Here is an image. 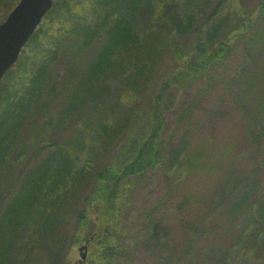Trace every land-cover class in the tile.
I'll return each instance as SVG.
<instances>
[{
	"label": "trees",
	"instance_id": "trees-1",
	"mask_svg": "<svg viewBox=\"0 0 264 264\" xmlns=\"http://www.w3.org/2000/svg\"><path fill=\"white\" fill-rule=\"evenodd\" d=\"M17 1L0 0V21ZM226 2L54 0L0 82V264H70V253L85 240L87 264H134L139 245L148 254L168 246L158 237L168 232L158 217L161 199L127 227L121 202L129 179L159 168L184 181L198 168L189 146L165 148L164 97L173 84L186 87L214 70L228 76L221 100L231 98L243 117L257 112L244 126L246 147L254 146L249 168L228 190L222 181L213 209L240 187L220 218L238 223L244 216L240 238L263 247L264 0L255 23L240 13L241 26L220 17ZM240 42L245 57L234 75L227 59ZM165 58L174 69L152 93ZM112 80L120 85L116 91ZM203 91L212 92V83ZM172 214L164 220H177L187 251L175 261L156 253L154 264H227L226 250L209 255L193 245L206 234L207 220L211 232L220 225L211 214ZM186 254L190 259L182 263Z\"/></svg>",
	"mask_w": 264,
	"mask_h": 264
},
{
	"label": "rangeland",
	"instance_id": "rangeland-1",
	"mask_svg": "<svg viewBox=\"0 0 264 264\" xmlns=\"http://www.w3.org/2000/svg\"><path fill=\"white\" fill-rule=\"evenodd\" d=\"M258 1L227 0L225 7L221 10L220 17L226 18L231 23L235 22L233 23L234 25L241 26L242 19H240L239 15L241 12L247 11L249 24L255 23L257 21L256 18H258L255 16V12L258 9ZM6 2H12V0H6ZM227 28L230 29L228 26ZM187 38L189 39L190 37H186V40ZM242 45L240 42V50H232L227 59V68L234 75L243 67L245 56L243 55L244 49H242ZM260 51L264 53V47H261ZM262 64L264 65V63ZM173 69L174 62L172 59L165 58L160 69H158L159 80L155 86V91H152V93L157 92L158 86L165 78L171 75ZM224 81H228V76L221 73L220 77H218L216 70H214L211 76L200 79L186 87L173 84L165 94V106L163 108L165 109V148L170 150L189 146L190 152H196L195 162L198 168L196 170L192 169V172L187 175V180L184 181L177 178L179 181L176 182L174 176H165L164 172L159 168L128 180V185L131 186L125 190L123 201L121 202L122 208L119 216L121 225L127 227L134 218L139 217L138 215H140L143 207L151 206L155 201L161 199L163 203L158 217L162 221L161 227L168 231L167 234L158 232L160 242L168 243V246L148 254L139 245L140 254L134 264H154L156 253L160 257L175 261L176 257L184 252L188 237L182 227L176 223L177 220L169 223L164 220V215L167 213H173L172 215L180 218H184L185 214L188 217H204L211 214L210 219L213 224L216 221L220 225L211 232L209 229L210 221L207 220L206 228L203 227L201 229V232L205 229L206 234L195 238L194 248L196 246L202 247L204 252L209 255L226 250L227 264H264V245L263 247L254 248L247 241L248 238L251 239L252 237L245 236V238H240V232L244 227L246 228L247 224L244 216L241 219L239 218L240 221L238 223L236 221L233 222V219L224 220L220 218L221 214H223L225 202L236 200L240 194V187L236 188L231 195L226 193V201L224 200L225 202L220 204L216 211L213 209L214 203L219 198L222 181L227 184L226 190H228L235 176L242 174L249 168L251 151L254 149L253 144L246 147L245 141H248L249 138L244 126L249 124L250 118L255 115L257 108L252 109V112L248 114L249 116L243 117L239 113L240 109L232 103L231 98L224 97L225 99L221 100L222 83ZM210 82L212 83V92L203 91L204 87ZM110 86L111 90L114 91L120 88L116 80H112ZM143 100L137 99L135 103L140 104L141 102V105L144 106ZM248 107L250 108L251 106ZM182 112L184 113L179 121ZM241 138L242 142L239 143L238 139ZM55 139L59 142L61 141L56 137ZM202 139H204V142ZM89 142H91V139H88ZM111 148L109 155L112 158V154L117 151V148L115 146ZM43 156L44 154H41L39 157ZM184 197H186V201L181 204ZM260 231L262 233L259 236L264 238V216L263 227ZM82 243L84 241L78 243L70 253V264H87L90 255L89 249L86 258L81 263L79 262L78 247ZM248 246H251V249ZM185 251H187V248ZM186 255L189 256L190 254ZM189 259L190 256L184 258L182 263Z\"/></svg>",
	"mask_w": 264,
	"mask_h": 264
},
{
	"label": "water",
	"instance_id": "water-1",
	"mask_svg": "<svg viewBox=\"0 0 264 264\" xmlns=\"http://www.w3.org/2000/svg\"><path fill=\"white\" fill-rule=\"evenodd\" d=\"M52 4L53 0H19L0 23V79ZM78 251L81 262L87 255V245L79 246Z\"/></svg>",
	"mask_w": 264,
	"mask_h": 264
}]
</instances>
